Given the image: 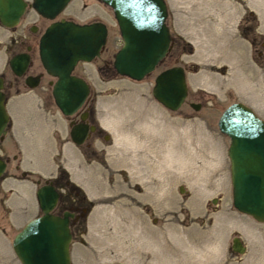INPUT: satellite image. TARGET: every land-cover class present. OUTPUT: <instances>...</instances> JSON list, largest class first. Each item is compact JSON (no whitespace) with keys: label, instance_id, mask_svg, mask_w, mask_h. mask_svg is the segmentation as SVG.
<instances>
[{"label":"rangeland","instance_id":"1","mask_svg":"<svg viewBox=\"0 0 264 264\" xmlns=\"http://www.w3.org/2000/svg\"><path fill=\"white\" fill-rule=\"evenodd\" d=\"M166 1L170 50L138 81L113 68L121 37L109 6L101 0H72L61 14L79 22L98 19L108 28L100 56L78 63L74 71L91 88L81 110L89 109L100 129L82 145L71 141L70 118L59 111L50 90H8L11 125L0 143V153L9 159L0 178V264H21L12 238L38 213L34 179L57 168L88 199L86 216L72 231V264H137L119 249L130 244L121 226L131 219L145 228L148 251L138 256L147 264H264V222L232 205L229 137L217 125L224 108L238 100L264 118V0ZM34 17L27 9L22 25L9 29L0 24V73L7 79V60L17 49L11 50L10 42ZM172 65L184 67L188 84L186 100L176 111L152 95L156 75ZM191 102L200 108L194 110ZM175 140L189 143L195 175L178 169L184 153L146 151L157 141L170 146ZM202 155L221 165L212 176L197 173ZM159 179L166 181L160 189ZM233 236L246 245L244 254L231 250ZM137 241L132 239L138 248ZM193 244L196 250L188 251Z\"/></svg>","mask_w":264,"mask_h":264},{"label":"water","instance_id":"2","mask_svg":"<svg viewBox=\"0 0 264 264\" xmlns=\"http://www.w3.org/2000/svg\"><path fill=\"white\" fill-rule=\"evenodd\" d=\"M69 1L31 0L30 6L43 17L54 20ZM101 1L112 9L121 37L113 68L121 76L137 81L143 79L161 63L171 47L166 0ZM26 7V0H0V23L14 27ZM107 36L108 28L102 21L78 23L64 18L54 20L41 35L39 57L46 72L56 78L52 97L63 115H73L85 103L90 86L72 72L79 61L90 62L100 56ZM26 61L25 55L17 54L10 58L9 66L20 75ZM27 83L29 87L37 84L36 81ZM3 86L0 76V139L10 120ZM152 95L165 108L179 109L188 95L184 67L173 65L160 71L154 79ZM190 106L194 110L200 108L199 103L191 102ZM217 125L219 131L229 137L227 155L232 205L239 212L264 222V119L250 106L235 101L222 111ZM93 130V125L75 123L69 133L70 139L80 145ZM6 167V161L0 157V178ZM180 191H183L182 187ZM36 198L42 214L26 222L13 237L15 255L21 264H72V234L67 217L70 213L64 216L51 213L58 198L51 184L39 187ZM231 248L239 254L246 251L239 236L232 238Z\"/></svg>","mask_w":264,"mask_h":264},{"label":"flooded vegetation","instance_id":"3","mask_svg":"<svg viewBox=\"0 0 264 264\" xmlns=\"http://www.w3.org/2000/svg\"><path fill=\"white\" fill-rule=\"evenodd\" d=\"M26 2H27L26 10L27 9L33 10V8L30 6L31 0H26ZM71 2H72V0H70L68 2L66 7L64 8V10L54 20H59V19L64 18L66 20H72V21H75L78 23H90V22L98 21V19H93L89 22H79V21L75 20L72 15H68V16L61 15L67 9V6L69 7ZM85 6H86V4L82 3L81 7L83 8ZM26 10L23 13V15L21 16L19 23L17 25H15L14 27H11L9 29H13V28L17 27L18 25L23 24V19L25 17ZM34 12H35V17H34L33 21L26 22V24L24 26L26 28V31L24 33L23 32L18 33L16 35V37L14 39H12L10 42L9 48L11 50L13 49V47L14 48L17 47L16 50L11 51L10 57L7 60V64H6L10 73H11V77L7 79L4 72L0 73V76L3 78V83H4L3 91L6 95H7V92L9 89H13L15 92H18V93H23L22 91H20L21 86L25 87V91H26L25 93L26 94L29 91L32 92V91L39 88V89H42V90H40L41 91L40 93H43V92L46 93L47 90H50V93L52 95V86H53V83L56 80V78L49 75L41 63V60L39 57V42H40V37L43 34V32L45 31V29L54 20L47 19V18L43 17L42 15L38 14L36 11H34ZM72 14H74V12ZM3 27H5V26H3ZM5 28H8V27H5ZM171 37H172V34H171ZM171 43H172V40H171ZM17 54H23L27 57L26 64H25V66L22 70V73L20 75L15 74L9 66L10 58L14 55H17ZM81 62H83V61H79L78 63H81ZM76 66H75V68H76ZM75 68H74L72 73L74 75H77V76L84 78L83 76L76 74L74 72ZM48 76H49V78H48ZM50 77L53 78L54 80H52ZM84 79L86 80V78H84ZM30 81H36L37 84L33 87H29L27 82H30ZM45 82H46V85H44ZM53 101H54V99H53ZM84 104H83V106H84ZM83 106L76 113L73 114V115H75L74 117L71 118V116H73V115L66 116V117L70 118L69 119L70 124H69L68 134L70 133L72 125L75 123L85 122L89 126H91V125L94 126V130L90 131L88 133V135L85 139V141H86L93 133H97V132L100 133V129H99V127H97L92 122L90 110L89 109L81 110L83 108ZM81 116H84V119H82ZM10 125H11V121H10ZM9 129L10 128L8 126L6 128V133L4 134L3 138L0 139V143L4 139L5 135L8 134ZM69 137H70V135H69ZM0 157L2 159H4L6 161V163L9 162L8 157L4 158L1 153H0ZM14 167L17 168L18 165H15ZM41 179L43 180L42 183L40 182ZM34 180H35L34 183L36 185L34 197H35L36 205H37V209H38V213H37L36 217L42 214V211L38 205V201L36 198V191L39 189V187H41L43 185L51 184L52 186H54V188L56 189V191L58 193L57 201H56L53 209L51 210V213L58 215V216H64L65 213H70L67 217L69 220L70 232L72 234L74 225H77L80 221L84 220V218L86 216L87 208L85 207L86 206L85 204H86V201L88 200L87 197L85 195L81 194L79 191L75 190V189H77V186L73 183L72 180L69 179L66 172L62 169H59V168H57L50 175H46V176L41 175V177L37 176ZM1 200H2V204H3L4 199H1ZM241 241H242V239H241ZM243 244H244V242H243ZM230 248H231V245H230ZM231 250H232V248H231ZM246 250H247V247H246Z\"/></svg>","mask_w":264,"mask_h":264},{"label":"bare ground","instance_id":"4","mask_svg":"<svg viewBox=\"0 0 264 264\" xmlns=\"http://www.w3.org/2000/svg\"><path fill=\"white\" fill-rule=\"evenodd\" d=\"M164 141V140H163ZM159 142V143H158ZM189 143H187V142H185V141H179V140H175V141H173V143L172 144H170V146L169 145H166V144H163L161 141H157V144H155L154 146L153 145H151V146H148L147 148H146V151H148L149 153H151V152H153V153H167V152H169V153H184L180 158H181V160H182V162H181V160L179 161L180 162V164H178V169H180L181 170V173L183 172V173H186L189 177L190 176H192V175H195L194 173H193V169H194V163L196 162V157H195V154H193V153H191V150H190V148H189V145H188ZM145 151V152H146ZM144 152V153H145ZM147 152V153H148ZM201 157V161H199V163H200V165L198 166L199 167V172H197V173H200V172H202V171H207V173L208 172H210V175L211 174H214V172H216V171H218L219 169H220V164L219 163H214V160L215 159H212V157L209 155H202V156H200ZM199 157V158H200ZM179 160V159H178ZM164 161H165V159H164ZM163 161V162H164ZM162 163V162H161ZM214 163V166L212 165ZM159 164V163H158ZM176 164V163H175ZM216 164V165H215ZM162 165V164H161ZM212 166V167H211ZM157 168H159L158 167V165L156 166V169ZM161 168H162V166H161ZM213 168V169H212ZM151 169V168H150ZM155 169V170H156ZM163 169V168H162ZM213 170V171H212ZM158 171H159V169H158ZM150 172H151V170H150ZM153 172V171H152ZM161 172H162V170H161ZM146 173V172H145ZM155 173V172H154ZM160 173V172H159ZM151 174V173H150ZM155 174H157V173H155ZM169 175V174H168ZM152 176H153V174H152ZM155 176V175H154ZM212 176V175H211ZM211 176H209V177H211ZM166 178V177H165ZM169 178V177H168ZM150 179V178H149ZM165 180V179H164ZM164 182H166V181H164ZM164 182H162L160 179L158 180V187L160 186V185H163L164 184ZM166 184V183H165ZM168 184V183H167ZM165 186V185H164ZM165 188V187H164ZM164 188H162L163 190H164ZM159 189H160V187H159ZM161 189V190H162ZM160 199H158V201L161 203V197H159ZM130 213V212H129ZM127 223V225H125V224H123L122 226H121V228H122V231L123 230H126L129 234H130V236H131V239H130V244L128 245V246H126L123 242V244H124V247H123V244H122V247L121 248H119L120 249V253L122 252L123 253V251H124V253H125V255H126V257H127V259H128V261L130 262V263H132L133 261H135L137 264H147V261L146 262H144V260H142L141 259V257H139L138 255L140 254V253H144V252H147L148 250V243H149V240H148V238L146 237V236H143V232L145 233V228L143 227V223L142 222H136V223H134L133 221H132V219L129 221L128 220V222H126ZM138 224H140V225H138ZM136 229L137 230H139V234H137L135 231H136ZM125 232V231H124ZM179 238V237H178ZM132 239H135V240H138L137 242H138V248L139 247H145L144 248V250H139V251H137L138 250V248L135 246V245H133V243H132ZM119 241V240H118ZM120 241H122V240H120ZM120 243V242H119ZM196 244V243H195ZM195 244H193V245H191V248H188L187 247V250L188 251H190V252H192V251H194V250H196V248H195ZM127 247V248H126ZM127 251V252H126ZM138 252V253H137ZM124 255V254H123ZM205 263V262H204Z\"/></svg>","mask_w":264,"mask_h":264}]
</instances>
